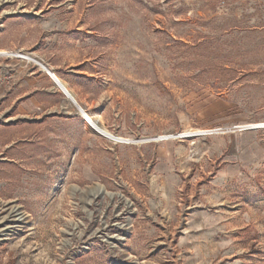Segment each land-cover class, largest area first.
Returning <instances> with one entry per match:
<instances>
[{
  "label": "rangeland",
  "instance_id": "374dc122",
  "mask_svg": "<svg viewBox=\"0 0 264 264\" xmlns=\"http://www.w3.org/2000/svg\"><path fill=\"white\" fill-rule=\"evenodd\" d=\"M0 264H264V0H0Z\"/></svg>",
  "mask_w": 264,
  "mask_h": 264
},
{
  "label": "bare ground",
  "instance_id": "6f19581e",
  "mask_svg": "<svg viewBox=\"0 0 264 264\" xmlns=\"http://www.w3.org/2000/svg\"><path fill=\"white\" fill-rule=\"evenodd\" d=\"M49 74L54 79V81L56 82V84L58 85V87L66 94V96L69 99V101L77 107L79 113H81L83 115L87 114V116L89 117V121H90V124L92 125V127H94L98 132H100L101 135L103 134L105 136L112 137V138H115V139H122L120 136L119 137L116 136L115 134H113L112 132H110L106 128V126H105V124H104V122H103V120H102V118L100 116H97V115L96 116H91L80 105V103L78 102V99L76 97L75 92L68 87V84L63 79H61L55 72H52L51 71V72H49ZM245 126H248L250 128H256V127L260 126V124H248V125H245ZM210 131H212V130L189 129L187 132L184 133V136L183 137L184 138L185 137H187V138H193V137L200 136L203 133H207V132H210ZM17 215H20V212H18ZM21 216H22V214H21Z\"/></svg>",
  "mask_w": 264,
  "mask_h": 264
},
{
  "label": "built area",
  "instance_id": "2783aa9c",
  "mask_svg": "<svg viewBox=\"0 0 264 264\" xmlns=\"http://www.w3.org/2000/svg\"><path fill=\"white\" fill-rule=\"evenodd\" d=\"M84 119H85V121H86L87 123L90 124L89 117L87 116V114L84 115ZM90 126H91V125H90ZM91 127H92V126H91Z\"/></svg>",
  "mask_w": 264,
  "mask_h": 264
},
{
  "label": "water",
  "instance_id": "95a60500",
  "mask_svg": "<svg viewBox=\"0 0 264 264\" xmlns=\"http://www.w3.org/2000/svg\"><path fill=\"white\" fill-rule=\"evenodd\" d=\"M77 104V103H76Z\"/></svg>",
  "mask_w": 264,
  "mask_h": 264
}]
</instances>
